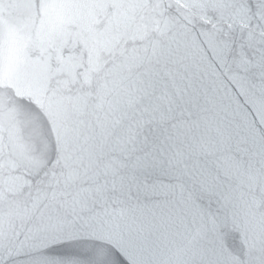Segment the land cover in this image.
<instances>
[{"label": "water", "instance_id": "95a60500", "mask_svg": "<svg viewBox=\"0 0 264 264\" xmlns=\"http://www.w3.org/2000/svg\"><path fill=\"white\" fill-rule=\"evenodd\" d=\"M0 264H264V0H0Z\"/></svg>", "mask_w": 264, "mask_h": 264}]
</instances>
